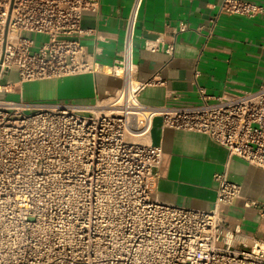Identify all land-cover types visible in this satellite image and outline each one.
I'll list each match as a JSON object with an SVG mask.
<instances>
[{
    "label": "built area",
    "instance_id": "built-area-1",
    "mask_svg": "<svg viewBox=\"0 0 264 264\" xmlns=\"http://www.w3.org/2000/svg\"><path fill=\"white\" fill-rule=\"evenodd\" d=\"M143 3L133 0L128 15L114 95L93 105L0 97V264H264V239L233 242L242 232L228 225V208L241 185L229 165L214 174L212 209L164 202L156 172L164 150L151 141L160 116L165 128L205 134L229 161L264 169V84L216 96L199 87V104L143 103L139 92L152 80L135 81L133 59ZM100 7L101 0H0V95L25 81L100 71L80 39L84 15ZM223 15L263 16L264 4L222 0L212 29ZM37 34L47 39L38 44ZM13 69L17 83L3 84ZM245 207L264 216V201Z\"/></svg>",
    "mask_w": 264,
    "mask_h": 264
},
{
    "label": "crops",
    "instance_id": "crops-1",
    "mask_svg": "<svg viewBox=\"0 0 264 264\" xmlns=\"http://www.w3.org/2000/svg\"><path fill=\"white\" fill-rule=\"evenodd\" d=\"M251 1L264 4V0ZM221 2L144 0L133 38L135 81L152 80L139 92L143 103L199 104V87L216 96L252 91L264 84V15H223L212 29V19ZM132 3L133 0H101L99 11L87 12L83 17L86 32L80 39L101 64L100 71L25 81L14 88L15 92L9 89L6 94H18L27 102L72 101L89 105L114 95L122 79L112 72V66L123 57ZM183 25L186 28L181 30ZM147 40L156 41L159 48H146ZM151 141L164 150L162 163L156 169L160 200L212 209L217 197L214 174L228 164L230 178L241 185V195L228 208V225L240 224L242 232L233 242L264 239V216L256 207H245L246 201H264V169L238 157L229 161L227 149L205 134L165 128L160 116L154 118Z\"/></svg>",
    "mask_w": 264,
    "mask_h": 264
},
{
    "label": "rangeland",
    "instance_id": "rangeland-1",
    "mask_svg": "<svg viewBox=\"0 0 264 264\" xmlns=\"http://www.w3.org/2000/svg\"><path fill=\"white\" fill-rule=\"evenodd\" d=\"M37 41L38 44L42 43L47 39V36L45 34H39V35H33ZM18 79V74L16 69H13L10 71V73L6 74L2 79L1 82L3 84H7L8 82L14 81ZM0 97L12 99V100H19L21 99L20 95L16 94H1Z\"/></svg>",
    "mask_w": 264,
    "mask_h": 264
},
{
    "label": "water",
    "instance_id": "water-1",
    "mask_svg": "<svg viewBox=\"0 0 264 264\" xmlns=\"http://www.w3.org/2000/svg\"><path fill=\"white\" fill-rule=\"evenodd\" d=\"M1 69V68H0Z\"/></svg>",
    "mask_w": 264,
    "mask_h": 264
}]
</instances>
